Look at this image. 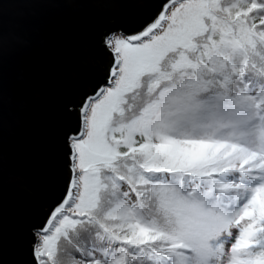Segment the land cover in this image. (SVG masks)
Wrapping results in <instances>:
<instances>
[{
	"label": "snow or ice",
	"instance_id": "snow-or-ice-1",
	"mask_svg": "<svg viewBox=\"0 0 264 264\" xmlns=\"http://www.w3.org/2000/svg\"><path fill=\"white\" fill-rule=\"evenodd\" d=\"M103 44L34 264H264V0H164Z\"/></svg>",
	"mask_w": 264,
	"mask_h": 264
},
{
	"label": "water",
	"instance_id": "water-1",
	"mask_svg": "<svg viewBox=\"0 0 264 264\" xmlns=\"http://www.w3.org/2000/svg\"><path fill=\"white\" fill-rule=\"evenodd\" d=\"M155 8V0H0V264H30L31 233L64 192L78 123L66 106L104 82V36L137 31Z\"/></svg>",
	"mask_w": 264,
	"mask_h": 264
},
{
	"label": "flooded vegetation",
	"instance_id": "flooded-vegetation-1",
	"mask_svg": "<svg viewBox=\"0 0 264 264\" xmlns=\"http://www.w3.org/2000/svg\"><path fill=\"white\" fill-rule=\"evenodd\" d=\"M159 1L160 0H155V6H156V8L153 10V13H151V15L150 16H152L156 11H157V9H158V7H159ZM77 105V103L75 104V106ZM69 170V169H68ZM46 210H48L49 209V207L47 206L46 208H45ZM47 219V217H45V220ZM34 231V230H33ZM32 231V232H33ZM31 236H32V239H31V241H33L34 239H33V233H31Z\"/></svg>",
	"mask_w": 264,
	"mask_h": 264
},
{
	"label": "trees",
	"instance_id": "trees-1",
	"mask_svg": "<svg viewBox=\"0 0 264 264\" xmlns=\"http://www.w3.org/2000/svg\"><path fill=\"white\" fill-rule=\"evenodd\" d=\"M160 1H162V0H160ZM107 67H108V65L105 66V68H107ZM33 239H34V236H33ZM32 243H33V241H31V240L28 241V244H29V247H30L31 250H32ZM30 264H34L33 257H32V252H31V255H30Z\"/></svg>",
	"mask_w": 264,
	"mask_h": 264
},
{
	"label": "rangeland",
	"instance_id": "rangeland-1",
	"mask_svg": "<svg viewBox=\"0 0 264 264\" xmlns=\"http://www.w3.org/2000/svg\"><path fill=\"white\" fill-rule=\"evenodd\" d=\"M45 221H46V220H45ZM45 221H44V222H45ZM43 224H44V223H43ZM32 233H33V232H32Z\"/></svg>",
	"mask_w": 264,
	"mask_h": 264
}]
</instances>
